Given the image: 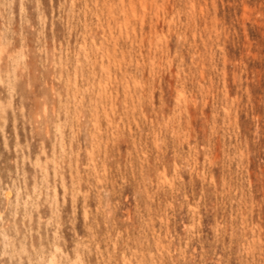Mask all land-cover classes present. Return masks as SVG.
Here are the masks:
<instances>
[{"label": "rangeland", "instance_id": "374dc122", "mask_svg": "<svg viewBox=\"0 0 264 264\" xmlns=\"http://www.w3.org/2000/svg\"><path fill=\"white\" fill-rule=\"evenodd\" d=\"M0 264H264V0H0Z\"/></svg>", "mask_w": 264, "mask_h": 264}]
</instances>
